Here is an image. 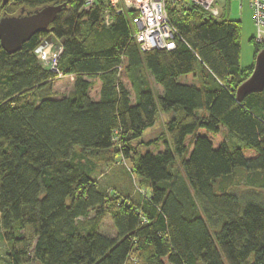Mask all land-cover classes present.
<instances>
[{
    "label": "trees",
    "instance_id": "16d2710c",
    "mask_svg": "<svg viewBox=\"0 0 264 264\" xmlns=\"http://www.w3.org/2000/svg\"><path fill=\"white\" fill-rule=\"evenodd\" d=\"M85 1L12 0L4 9L12 17L13 6L65 4L18 52L0 48L8 264H264V197H256L264 191V90L236 100L253 69L239 67L240 23L179 2L168 9L175 48L142 52L131 39L133 14L115 15L107 0L85 12ZM48 39L62 49L58 72L73 78L60 97L58 75L34 54ZM254 46L255 55L264 49ZM160 117L165 135L149 142ZM158 142L161 151L141 153ZM114 149L106 164L127 162L143 195L111 198L96 182L94 159ZM105 215L114 236L100 231Z\"/></svg>",
    "mask_w": 264,
    "mask_h": 264
},
{
    "label": "rangeland",
    "instance_id": "374dc122",
    "mask_svg": "<svg viewBox=\"0 0 264 264\" xmlns=\"http://www.w3.org/2000/svg\"><path fill=\"white\" fill-rule=\"evenodd\" d=\"M13 8H9L7 10L8 13L15 12L14 15L19 14L20 8L13 6ZM216 7L219 9L220 13L225 15V19L229 21H236L240 23L241 27V35H240V57H239V67L241 72L249 71L254 63L255 56V46L253 39L256 36V29L253 22L252 11L249 8L248 0H217ZM6 8H0V18L2 13L6 10ZM54 48L56 44L54 43ZM43 66V65H42ZM120 80L124 84V86L130 92L131 100L134 101V93L131 89L130 83L128 79L124 76L123 73L120 75ZM73 78L71 77H63L56 79L53 84V91L56 93L58 97L68 94L72 88ZM151 88L155 90L157 94H159L160 90L156 87L152 82H150ZM99 89L98 82L95 83L94 87L91 89L90 95L93 99L97 98ZM162 117L158 120L156 124V129L154 132V136L150 137V141H155L159 136L165 135V129L162 126ZM145 141V140H144ZM146 142V141H145ZM163 149V144L161 142L156 143V145L146 148H140L141 153L146 151H150L151 153H156ZM115 149L108 153L103 158H96L94 162L98 165L100 169V176L96 178V182L98 185L103 186L108 189V193L111 198H114L115 194L118 196L122 195V193L133 191L139 192L142 195L144 190L141 188L137 189L136 178L132 176V172H130V166L127 162H124L120 158L115 157V164L112 166L111 164H106L108 159L111 160V157L116 156ZM132 188H131V187ZM133 189V190H132ZM236 192L239 195H243L248 191L244 186L236 187ZM256 197L258 199L264 197L263 192H257ZM100 231L106 236H114L115 231L113 225L111 223L110 215H105L101 226ZM9 245L3 238V233L0 228V264H8V260L6 254L8 253Z\"/></svg>",
    "mask_w": 264,
    "mask_h": 264
},
{
    "label": "built area",
    "instance_id": "2783aa9c",
    "mask_svg": "<svg viewBox=\"0 0 264 264\" xmlns=\"http://www.w3.org/2000/svg\"><path fill=\"white\" fill-rule=\"evenodd\" d=\"M192 3L204 10L211 18L219 19L222 16L216 7L217 0H107L115 15H121L125 19L129 14L134 17L127 18L132 28L131 39L138 44L142 52L150 50L172 51L175 48L174 38L177 31L170 21L168 9L179 2ZM249 8L252 11L256 36L253 39L255 44H264V0H248ZM94 0H86L82 10L89 11ZM105 26L111 24L109 11L105 12ZM51 39L45 40L39 45L34 54L37 60L49 70L62 78L57 70V62L62 53L61 47Z\"/></svg>",
    "mask_w": 264,
    "mask_h": 264
},
{
    "label": "water",
    "instance_id": "95a60500",
    "mask_svg": "<svg viewBox=\"0 0 264 264\" xmlns=\"http://www.w3.org/2000/svg\"><path fill=\"white\" fill-rule=\"evenodd\" d=\"M10 1L12 0H1V6H6ZM63 8L65 4L47 6L33 12H25L21 9L17 16L2 17L0 19V48L8 54L18 52L21 46L32 37L46 32ZM263 90L264 49L255 55L252 72L248 79L238 86L235 97L240 102L246 96L260 93Z\"/></svg>",
    "mask_w": 264,
    "mask_h": 264
},
{
    "label": "flooded vegetation",
    "instance_id": "af4514ba",
    "mask_svg": "<svg viewBox=\"0 0 264 264\" xmlns=\"http://www.w3.org/2000/svg\"><path fill=\"white\" fill-rule=\"evenodd\" d=\"M8 4H9V3H8ZM8 4H7L6 6H8ZM6 6H3V7H4V8H7ZM6 14H7V13L4 11V12L2 13V16H1V18H2V17H5V16H6ZM1 18H0V19H1Z\"/></svg>",
    "mask_w": 264,
    "mask_h": 264
},
{
    "label": "crops",
    "instance_id": "0c3cea01",
    "mask_svg": "<svg viewBox=\"0 0 264 264\" xmlns=\"http://www.w3.org/2000/svg\"><path fill=\"white\" fill-rule=\"evenodd\" d=\"M183 80H185V79H183ZM191 79L189 78V81H190ZM160 90V89H159Z\"/></svg>",
    "mask_w": 264,
    "mask_h": 264
}]
</instances>
